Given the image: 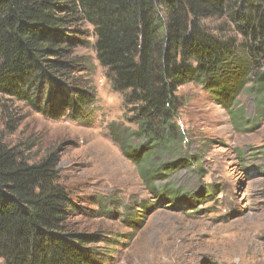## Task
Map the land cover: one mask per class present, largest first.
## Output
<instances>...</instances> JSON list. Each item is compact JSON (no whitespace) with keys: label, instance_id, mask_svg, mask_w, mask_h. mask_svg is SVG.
Segmentation results:
<instances>
[{"label":"trees","instance_id":"obj_1","mask_svg":"<svg viewBox=\"0 0 264 264\" xmlns=\"http://www.w3.org/2000/svg\"><path fill=\"white\" fill-rule=\"evenodd\" d=\"M212 20L222 23L210 28ZM85 24L123 108L108 126L111 142L159 207V198L172 207L183 195L167 180L196 165L164 162L184 144L180 88L199 87L235 131L264 121V0H0V97L50 121L90 123L98 98L77 53L89 47ZM244 93L252 122L238 102ZM57 166L52 153L31 163L0 141V264H100L98 237L70 227L76 207ZM137 209V220L127 212L129 229L151 213Z\"/></svg>","mask_w":264,"mask_h":264},{"label":"rangeland","instance_id":"obj_2","mask_svg":"<svg viewBox=\"0 0 264 264\" xmlns=\"http://www.w3.org/2000/svg\"><path fill=\"white\" fill-rule=\"evenodd\" d=\"M84 30L89 47L77 53L89 60L93 74L98 104L92 121L84 126L67 118L50 121L0 97V141L31 163L55 156L58 182L76 207L70 227L98 237L100 264H264V121L235 131L225 111L199 87L180 88L177 124L184 144L164 162L186 159L196 165L167 180L183 195L172 207L159 198V207L111 142L108 126L121 121V99L94 58L91 26ZM238 102L252 122L251 96L244 93ZM141 203L151 213L139 229H129L127 212L137 220Z\"/></svg>","mask_w":264,"mask_h":264}]
</instances>
